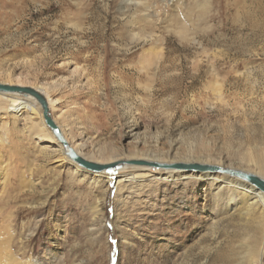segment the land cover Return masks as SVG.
Listing matches in <instances>:
<instances>
[{
	"label": "rangeland",
	"instance_id": "rangeland-1",
	"mask_svg": "<svg viewBox=\"0 0 264 264\" xmlns=\"http://www.w3.org/2000/svg\"><path fill=\"white\" fill-rule=\"evenodd\" d=\"M0 82L45 87L91 159L264 165V0H0ZM34 107L0 94V264H264L246 195L58 165Z\"/></svg>",
	"mask_w": 264,
	"mask_h": 264
},
{
	"label": "bare ground",
	"instance_id": "bare-ground-1",
	"mask_svg": "<svg viewBox=\"0 0 264 264\" xmlns=\"http://www.w3.org/2000/svg\"><path fill=\"white\" fill-rule=\"evenodd\" d=\"M138 37H136L135 39H137ZM1 83V82H0ZM10 84V83H7ZM28 86V85H26ZM36 88V87H34ZM36 89H39L40 91H42L46 97V100L48 102V106H49V112L52 116L51 113V109L53 108V103L54 101L52 100V98H50V94L49 92L42 87H38ZM0 94L11 98V102L14 105H19L20 103L27 104V105H33L34 108H38L37 111L35 112V117L32 118L33 121L31 122V129L30 132H33L35 135H37L36 137L40 140H44L46 142H52L53 146L55 147V150L51 151L53 154V159L54 161H58L59 164L58 165H62L64 162L68 163L69 165L74 167V170H84L85 173H89L92 174L91 176L94 177V179H111V176L116 174L115 172H105V171H92L86 168H83L81 166L78 165V163L70 158H68L62 149V144L55 138V136L53 135L51 129L48 127V125L46 124L44 117H43V113H42V109L40 107L39 102L32 96H26V95H22L16 92H0ZM15 95H20L22 97L19 96H15ZM15 97V98H14ZM39 107H37V105ZM90 116H87L86 118H90ZM52 119L55 121V123L58 125V127L60 128V130L62 131V134L64 135L66 141L68 142V144L80 155L82 156L84 159L90 160V161H94V162H98V163H107V162H112V161H117V160H124V159H113L112 156H108L105 157L104 159H102L101 154L103 153V151L101 149L98 148V150H96L95 152L98 154L99 158L97 157V159L101 160H95V159H91L89 158L86 154L83 153L82 148H81V144H75L73 141V137L70 135V133L66 132V129H63L56 121L55 117L52 116ZM136 119V118H135ZM39 121V122H38ZM51 146V145H49ZM89 155V154H88ZM135 157L133 158H128V159H142V160H146V161H159V162H168V163H173V162H200V163H206V160H200L196 157L193 156H188V157H174L172 159H165L164 156L161 155H157V154H153V153H139V154H134ZM250 157V156H249ZM254 158V156H252ZM146 158V159H144ZM246 158V157H245ZM244 158V159H245ZM251 158V163L252 165H248L246 166V171H251L254 172L256 174L262 175L264 176V165H262V163L260 164L258 161H256V159ZM243 159V160H244ZM248 159V157H247ZM246 159V160H247ZM103 160V161H102ZM245 161V160H244ZM209 163V162H208ZM264 164V162H263ZM126 165V166H125ZM124 166H122V171H124L126 173L127 176H125V180L129 181V180H133L135 179V177H146V176H150L148 179L150 178H159L161 177V175L157 174L159 173L161 170H165L166 176L162 177L163 179L168 178L170 176H175V177H181V178H194V177H200L203 178L204 176L202 175H206L207 177H209L211 179V181L216 182V180H220L221 183L225 184L230 190L232 197L229 199L234 200V195L237 193H241L243 195H246L248 198H245V210L251 211L253 207H260L261 209L264 210V192H262L261 190H259L256 186H254L253 184L239 179L238 177L235 176H231L225 173H218V172H212L209 170H204V171H197V170H188V169H177V168H158V167H152L150 165H130V164H125ZM219 165H223V164H219ZM225 166V165H224ZM229 167H232V165H226ZM237 168V167H235ZM245 168V167H244ZM248 168V169H247ZM254 168V169H252ZM242 169V168H240ZM252 169V170H249ZM120 170V169H119ZM152 170H157V172H152ZM245 170V169H243ZM256 170V171H254ZM194 172H207V173H203V174H194ZM216 173L217 175H211L210 173ZM164 174V173H163ZM115 176V175H114ZM168 176V177H167ZM208 179V178H207ZM252 201H248L251 200ZM10 231V229H9ZM11 237V236H10ZM9 237V238H10ZM5 243H3V248H2V252L4 253V257L7 259V264H28L27 262H23L21 260H17L14 256H12L10 250H9V242L7 243V246L4 248ZM152 249H154V247H152ZM264 249V242L262 244V248H261V252H263ZM5 260V259H4ZM0 262H3V259L0 260ZM35 263V262H34ZM31 264V263H30ZM33 264V263H32ZM36 264V263H35Z\"/></svg>",
	"mask_w": 264,
	"mask_h": 264
},
{
	"label": "water",
	"instance_id": "water-1",
	"mask_svg": "<svg viewBox=\"0 0 264 264\" xmlns=\"http://www.w3.org/2000/svg\"><path fill=\"white\" fill-rule=\"evenodd\" d=\"M16 92L22 95H28L34 97L40 104L42 109L43 117L51 129L55 138L62 144V149L64 154L76 161L79 166L92 170V171H118L121 169L122 166L125 164L130 165H150L152 167H160V168H177V169H188V170H197V171H204L209 170L212 172L218 173H225L231 176L238 177L239 179L245 180L254 186H256L259 190L264 192V176L256 174L251 171H246L240 168L229 167L214 163H200V162H159V161H146L142 159H124V160H117L107 163H98L94 161H90L84 159L80 156L66 141L62 131L52 119V116L49 112L48 102L46 97L42 91L36 89L32 86L26 85H19V84H7V83H0V92Z\"/></svg>",
	"mask_w": 264,
	"mask_h": 264
}]
</instances>
